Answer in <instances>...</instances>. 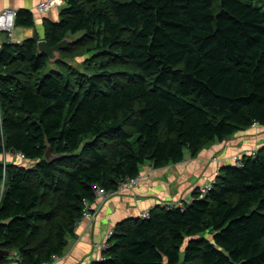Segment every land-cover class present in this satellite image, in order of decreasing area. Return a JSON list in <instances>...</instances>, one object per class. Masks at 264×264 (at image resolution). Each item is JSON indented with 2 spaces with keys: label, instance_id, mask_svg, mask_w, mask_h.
Masks as SVG:
<instances>
[{
  "label": "trees",
  "instance_id": "16d2710c",
  "mask_svg": "<svg viewBox=\"0 0 264 264\" xmlns=\"http://www.w3.org/2000/svg\"><path fill=\"white\" fill-rule=\"evenodd\" d=\"M64 2L43 23L48 46L82 33L61 56L88 42L135 74L105 87L48 70L37 37L0 47V155L34 162L0 169V250H22L24 264L62 253L92 185L113 192L145 164L163 169L264 128V0ZM15 26L34 27L33 14L17 11ZM47 147L58 158L46 161ZM214 180L182 209L119 223L93 264H264V147Z\"/></svg>",
  "mask_w": 264,
  "mask_h": 264
},
{
  "label": "crops",
  "instance_id": "0c3cea01",
  "mask_svg": "<svg viewBox=\"0 0 264 264\" xmlns=\"http://www.w3.org/2000/svg\"><path fill=\"white\" fill-rule=\"evenodd\" d=\"M41 0H0V12L6 9L27 10L33 14L34 27L15 26L11 36L0 33L3 44L21 45L26 39L37 37L44 40V21L57 22L64 0L45 13L36 10ZM57 7V8H56ZM264 146V128L252 126L223 141L205 147L196 157L185 152L182 163L163 169H154L149 164L142 167V180L135 188L125 189L108 198H95L91 202L92 218L80 220L68 236L66 245L57 260L50 264H93L100 260L98 247L108 238V232L119 223L138 218L143 211H150L163 203L189 202L193 191L215 179L219 168L233 165V157ZM7 164L18 167L34 166V162L21 161L8 152L2 154ZM0 155V157L2 156ZM5 177L0 179V199L6 187ZM0 264H24L18 251L14 256L0 257Z\"/></svg>",
  "mask_w": 264,
  "mask_h": 264
},
{
  "label": "built area",
  "instance_id": "2783aa9c",
  "mask_svg": "<svg viewBox=\"0 0 264 264\" xmlns=\"http://www.w3.org/2000/svg\"><path fill=\"white\" fill-rule=\"evenodd\" d=\"M60 2H61V0H41L39 2V4L37 5L36 10L40 13H45L50 8L56 6ZM15 17H16V11H14V10L6 9V10H3L0 12V33L11 36V32L13 31V29L15 27ZM254 126H256V125H254ZM256 152H257V150L246 151L243 154H240L236 157H233L234 165L240 166L242 157H244V156H255ZM8 154L11 155L12 157H15V158L21 160V161H26L25 157L20 153H16L14 151H9ZM6 166H7V162L2 155L0 157V169L5 171ZM141 180H142L141 174H138L135 178L123 180V181L118 183L117 189L113 192H107L104 189H102L101 187H99L98 185H92L90 188L93 191L95 197L105 199V198H108L114 194H118L119 192H122L125 189L135 188L136 186H138V184L140 183ZM214 183H215V180L213 179L212 181L208 182L206 185L199 187L198 189H199L201 196L206 194L208 191H210ZM183 205L184 204L182 202H180V203L173 202V203H163L160 206L162 208H164L165 210H172V209H177V208L182 209ZM93 215H94V211H93V208L91 206V203L85 201L84 207L82 210L81 220L87 219V218H92ZM149 216H150V211H143L140 213L139 218L147 219V218H149ZM114 231H115V228L111 229L108 232V235H107L108 239L113 235ZM108 239L104 243H102L101 245L98 246L100 248V250L102 251V253L109 249L110 245L108 243ZM57 258H58V256H53L49 262L43 263V264H50V263L54 262L55 260H57ZM104 259L105 258L102 255L100 260H104Z\"/></svg>",
  "mask_w": 264,
  "mask_h": 264
},
{
  "label": "rangeland",
  "instance_id": "374dc122",
  "mask_svg": "<svg viewBox=\"0 0 264 264\" xmlns=\"http://www.w3.org/2000/svg\"><path fill=\"white\" fill-rule=\"evenodd\" d=\"M256 4L257 3H255V5ZM256 6L260 7L264 12V3L257 4ZM82 37H84L82 33L70 36L72 40H78ZM85 41L87 40L85 39ZM84 44L87 46L82 47L72 45V48L63 53L61 56V62H59L56 66L49 64L48 70H51V68L54 70H62L64 77L72 75L71 78H75L77 73L87 76L88 78L96 76L95 79L102 82L105 87L111 86L116 82H123L127 80V78H131V76L128 75L135 74L134 69L128 63H126L123 68L115 65L114 61H112L114 60L112 58L116 59L114 51L108 49V54L105 55V52L98 53L93 51V45L90 43L85 42ZM107 61L108 64H106ZM103 65H106L107 67L105 69H101L100 66ZM103 70L106 72H103ZM180 202L181 201L176 203Z\"/></svg>",
  "mask_w": 264,
  "mask_h": 264
},
{
  "label": "water",
  "instance_id": "95a60500",
  "mask_svg": "<svg viewBox=\"0 0 264 264\" xmlns=\"http://www.w3.org/2000/svg\"><path fill=\"white\" fill-rule=\"evenodd\" d=\"M72 43V39L65 38L56 45L50 47L48 46L45 40H40L37 42V52L38 54L45 55L49 64H55L61 60V51L65 50L68 45ZM58 157L51 154L50 148L47 147V150L44 154V159L48 162L56 159ZM22 250H19L18 253H21ZM16 252H8L0 250V257L2 256H14Z\"/></svg>",
  "mask_w": 264,
  "mask_h": 264
},
{
  "label": "bare ground",
  "instance_id": "6f19581e",
  "mask_svg": "<svg viewBox=\"0 0 264 264\" xmlns=\"http://www.w3.org/2000/svg\"><path fill=\"white\" fill-rule=\"evenodd\" d=\"M105 48V47H104ZM102 49V48H101Z\"/></svg>",
  "mask_w": 264,
  "mask_h": 264
}]
</instances>
